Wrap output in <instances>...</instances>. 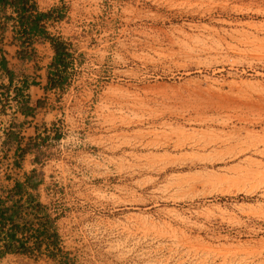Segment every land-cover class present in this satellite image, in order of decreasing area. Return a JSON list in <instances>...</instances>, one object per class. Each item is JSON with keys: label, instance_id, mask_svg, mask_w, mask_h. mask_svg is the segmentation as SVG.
Returning a JSON list of instances; mask_svg holds the SVG:
<instances>
[{"label": "rangeland", "instance_id": "rangeland-1", "mask_svg": "<svg viewBox=\"0 0 264 264\" xmlns=\"http://www.w3.org/2000/svg\"><path fill=\"white\" fill-rule=\"evenodd\" d=\"M38 1L66 79L0 184L39 173L60 251L2 264H264V0Z\"/></svg>", "mask_w": 264, "mask_h": 264}, {"label": "trees", "instance_id": "trees-1", "mask_svg": "<svg viewBox=\"0 0 264 264\" xmlns=\"http://www.w3.org/2000/svg\"><path fill=\"white\" fill-rule=\"evenodd\" d=\"M0 4L10 5L16 14V19L13 22L0 19V41L3 42L4 32L8 29L7 24L11 23L12 39L19 41L17 57L27 59L32 55L30 47L33 31L49 39L55 51L54 69L49 76V87H60L62 81L66 79L63 73L66 71V59L70 53L65 42L59 37L49 34L45 25L39 26L41 21L47 22L51 19L50 14L37 12L33 0H0ZM29 22L31 24L27 28L25 23ZM4 55L5 51L0 48V67L8 76L9 83L5 86L8 90L12 78ZM14 91L15 99L21 100L19 113L23 115L27 97L23 93L22 86L14 88ZM12 125L5 135L4 144L8 148L15 144L13 163L20 169L27 148L21 147L22 138L19 134H10ZM38 177L39 173L36 170H31L29 173H24L22 178H12L13 185L10 187L9 184H0V258L7 255L36 257L42 254L55 257L57 251H60V235L55 226L56 217L52 218L47 213V206L31 192L36 190L42 181ZM5 179L9 180L11 177L6 175ZM40 212L43 214L42 216H38Z\"/></svg>", "mask_w": 264, "mask_h": 264}, {"label": "crops", "instance_id": "crops-1", "mask_svg": "<svg viewBox=\"0 0 264 264\" xmlns=\"http://www.w3.org/2000/svg\"><path fill=\"white\" fill-rule=\"evenodd\" d=\"M36 5L37 12H43L39 5L38 0H33ZM0 19H4L7 22H13L16 19L15 11L10 5L0 4ZM31 23H25L26 27L29 28ZM45 25L47 32L53 35L51 31V22L41 21L39 26ZM38 26V27H39ZM31 38V51L32 55L27 59H19L17 57V51L19 49V41H14L13 34L10 29H6L4 32L3 42L1 48L5 51V59L8 69L10 70V75L12 81H10L9 89L14 91V88L22 86L23 93L27 97V104L24 108L23 115H18L13 119V127L10 134H22L25 135L23 140H25L27 135L39 134V127L49 116L50 109L48 104L42 102L41 99L48 95L50 91H55L58 87H49V76H51L55 60V51L51 45V42L46 37L37 34L33 31ZM8 85V81L6 82ZM24 85V86H23ZM15 92V91H14ZM53 111H51L52 113ZM44 125L48 127V123L45 122ZM49 132V130L47 131ZM42 134V133H41ZM15 149V145L12 144L11 148ZM27 153L23 156L22 164L25 162V157ZM24 166V165H23ZM29 173L27 171L22 172ZM22 176L20 178H22ZM13 183L8 186H12ZM13 258V255H7L6 257L0 258V264L5 263V261Z\"/></svg>", "mask_w": 264, "mask_h": 264}, {"label": "built area", "instance_id": "built-area-1", "mask_svg": "<svg viewBox=\"0 0 264 264\" xmlns=\"http://www.w3.org/2000/svg\"><path fill=\"white\" fill-rule=\"evenodd\" d=\"M7 28L8 29H12V25L11 23L7 24ZM0 34H1V29H0ZM1 37V35H0ZM1 44L2 42L0 41V48H1ZM5 56V55H4ZM8 81V76L6 74V72L0 67V95H2V93L4 92V90L6 91V87L7 86V82ZM8 95L4 93V96L8 97V102L10 104V112L6 111L7 114V121L3 122V124H0V154H2L3 156L7 154V150H6V145L4 144L5 141V135L7 133V131L10 129L12 123H13V119L15 117H17L18 115H21L19 113V106L21 104V100L19 99H15V92L12 93L13 90L8 89ZM2 99V98H1ZM1 107V105H0ZM12 161V160H11Z\"/></svg>", "mask_w": 264, "mask_h": 264}]
</instances>
